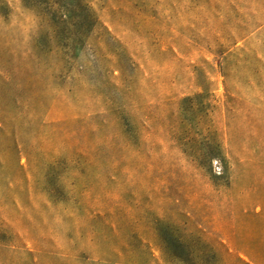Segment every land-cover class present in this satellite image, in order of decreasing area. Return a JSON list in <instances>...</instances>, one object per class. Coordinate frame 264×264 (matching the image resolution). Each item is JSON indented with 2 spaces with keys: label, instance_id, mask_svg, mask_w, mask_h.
I'll return each mask as SVG.
<instances>
[{
  "label": "rangeland",
  "instance_id": "obj_1",
  "mask_svg": "<svg viewBox=\"0 0 264 264\" xmlns=\"http://www.w3.org/2000/svg\"><path fill=\"white\" fill-rule=\"evenodd\" d=\"M0 264H264V0H0Z\"/></svg>",
  "mask_w": 264,
  "mask_h": 264
}]
</instances>
